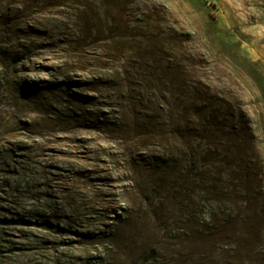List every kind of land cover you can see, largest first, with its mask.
<instances>
[{"label":"rangeland","instance_id":"1","mask_svg":"<svg viewBox=\"0 0 264 264\" xmlns=\"http://www.w3.org/2000/svg\"><path fill=\"white\" fill-rule=\"evenodd\" d=\"M218 104L264 222V0H0V264H192L179 212L221 215L180 137Z\"/></svg>","mask_w":264,"mask_h":264},{"label":"trees","instance_id":"2","mask_svg":"<svg viewBox=\"0 0 264 264\" xmlns=\"http://www.w3.org/2000/svg\"><path fill=\"white\" fill-rule=\"evenodd\" d=\"M180 121H183L182 117ZM246 124L245 114L230 104L227 107L221 104L205 106L194 112L191 120H185V135L180 137L183 144H187L188 152H184V160L192 166L204 163L213 170L209 177L197 174L195 179L199 191L208 195L221 215L219 218L215 214L214 219L206 220L199 219L196 214L179 212L184 228L181 234L178 233L181 242L177 245L184 252L175 255L188 258L192 264H216L213 256L222 250L223 245L228 247L227 256L236 264H261L263 259V219L257 210H253V223L247 224L245 215L244 204L257 183L253 176L246 174ZM172 153L166 150L163 157L156 158V164L160 161L164 163L166 172L169 171L167 169H174L175 154ZM179 177L184 181L188 179L182 174L166 173L170 186L173 178L177 180ZM253 195L259 198L261 193ZM148 205L153 207L154 203L149 202ZM222 208H228L229 212L221 211ZM246 235L250 238L247 239ZM156 253V250L152 251V258L159 257ZM195 258L198 262H194Z\"/></svg>","mask_w":264,"mask_h":264}]
</instances>
